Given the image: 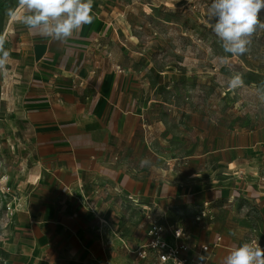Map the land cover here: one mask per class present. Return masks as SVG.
I'll list each match as a JSON object with an SVG mask.
<instances>
[{
  "label": "rangeland",
  "instance_id": "1",
  "mask_svg": "<svg viewBox=\"0 0 264 264\" xmlns=\"http://www.w3.org/2000/svg\"><path fill=\"white\" fill-rule=\"evenodd\" d=\"M211 3L93 0L92 7L114 23L91 52L102 54L95 64L106 61L133 84L135 111L141 103L144 107V138L166 164L176 165L182 181L200 175V187L213 180L226 182L230 196L216 203L214 220L204 222L201 230L208 233L214 225L212 232L233 247L248 242L257 229L264 244V144L229 152L226 158L232 164L225 165V151L199 157L249 144L241 134L257 132L264 139V29L256 30L244 54L225 53L207 21ZM10 10L0 14V38ZM259 15L264 20V10ZM22 33L14 23L2 37L8 60L0 71V264H17L28 242L37 181L28 105L44 94L33 87L38 79L23 50ZM236 75L243 84L230 87L228 81Z\"/></svg>",
  "mask_w": 264,
  "mask_h": 264
},
{
  "label": "crops",
  "instance_id": "2",
  "mask_svg": "<svg viewBox=\"0 0 264 264\" xmlns=\"http://www.w3.org/2000/svg\"><path fill=\"white\" fill-rule=\"evenodd\" d=\"M8 9L17 17L8 13L1 38L14 23L21 26L23 50L38 79L33 87L44 94L28 105L38 167L29 239L17 264H138L133 253L149 243L150 224L179 219L194 242L213 245L222 238L212 258V264H222L233 244L225 245L223 235L212 232L214 225L206 229L209 235L201 226L214 220L216 203L230 196L226 182L200 187V175L182 181L176 165L150 148L143 103L135 111L133 84L106 61L95 64L102 54L91 52L114 19L92 7V22L59 41L29 32L20 22L18 0H0V14ZM241 135L250 143L199 157L225 151V165L232 164L229 152L264 144L257 132ZM206 203L212 204V217L197 223Z\"/></svg>",
  "mask_w": 264,
  "mask_h": 264
},
{
  "label": "clouds",
  "instance_id": "3",
  "mask_svg": "<svg viewBox=\"0 0 264 264\" xmlns=\"http://www.w3.org/2000/svg\"><path fill=\"white\" fill-rule=\"evenodd\" d=\"M92 5L93 0H18V10H22L20 22L29 32L59 41L71 38L83 25L92 22ZM262 10L264 0H212L206 12L207 21L225 53L238 56L248 51L253 34L258 28L264 29L259 15ZM9 15H15V11L10 10ZM3 43L0 38V71L8 60ZM242 84L239 75L228 81L230 87ZM199 260L204 262L205 257L201 255ZM222 264H264V249L255 239L235 245Z\"/></svg>",
  "mask_w": 264,
  "mask_h": 264
},
{
  "label": "built area",
  "instance_id": "4",
  "mask_svg": "<svg viewBox=\"0 0 264 264\" xmlns=\"http://www.w3.org/2000/svg\"><path fill=\"white\" fill-rule=\"evenodd\" d=\"M120 71V67L117 68ZM135 204L133 198H130ZM212 204L206 203L203 210L195 218L197 223L212 217ZM261 230H252L251 239L260 243ZM150 241L141 246L137 252L133 253L142 260H150L154 264H212L213 252L222 246V238H216L213 245L201 244L191 240L183 219H179L174 224L160 223V220L150 224ZM226 248V247H225ZM206 250V251H205ZM205 257L204 262L199 260V256Z\"/></svg>",
  "mask_w": 264,
  "mask_h": 264
},
{
  "label": "bare ground",
  "instance_id": "5",
  "mask_svg": "<svg viewBox=\"0 0 264 264\" xmlns=\"http://www.w3.org/2000/svg\"><path fill=\"white\" fill-rule=\"evenodd\" d=\"M16 17H17V16L14 15L13 19H16ZM11 22H12V20H11ZM130 37L132 38V40H136V38H135L133 35H130ZM131 38H130V39H131ZM137 40H138V39H137ZM17 203H18V202H17Z\"/></svg>",
  "mask_w": 264,
  "mask_h": 264
}]
</instances>
